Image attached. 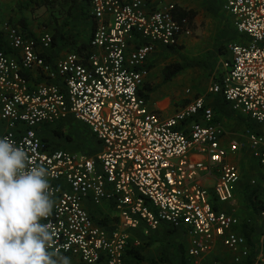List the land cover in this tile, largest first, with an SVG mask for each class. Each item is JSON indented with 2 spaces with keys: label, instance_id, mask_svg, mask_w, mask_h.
Listing matches in <instances>:
<instances>
[{
  "label": "built area",
  "instance_id": "built-area-1",
  "mask_svg": "<svg viewBox=\"0 0 264 264\" xmlns=\"http://www.w3.org/2000/svg\"><path fill=\"white\" fill-rule=\"evenodd\" d=\"M174 6L90 0L86 48L63 56L48 53L46 28L31 36L10 21L0 26V137L22 147L30 166L47 169L54 207L42 222L51 225L57 256L127 264L130 248L167 226L187 234L191 263L225 249L230 261L213 264H264V183L251 204L262 225L254 244L235 202L240 155L252 154L264 182V0H225L239 40L227 45L207 92L187 88L189 101L163 117L146 97L151 57L192 34ZM217 97L242 125L240 136L229 134ZM68 117L88 127L97 150L56 149L43 138ZM106 202L113 213L96 218L90 207Z\"/></svg>",
  "mask_w": 264,
  "mask_h": 264
},
{
  "label": "rangeland",
  "instance_id": "rangeland-1",
  "mask_svg": "<svg viewBox=\"0 0 264 264\" xmlns=\"http://www.w3.org/2000/svg\"><path fill=\"white\" fill-rule=\"evenodd\" d=\"M19 1V2H18ZM225 0H221L222 5L224 4ZM1 7H2V1L0 0ZM40 1L37 0H14V3L11 5L10 11L13 12L16 16H26L29 20V23L33 27H38L43 24L45 25V21H48L52 19L55 15L59 18V24H65V32L71 35V38L75 39L78 42L82 41H89L91 36V20L90 16H88V7L86 0H77L76 6L71 10L68 11V6L61 5L59 2H54L53 4H47V5H39ZM222 5L220 6V9L215 12L214 22H209L210 27L207 28L209 31V34L204 33H193L191 34L192 37H201L206 38L209 44L219 41L220 46H225L232 41H238L239 40V33L236 31V28L234 26V21L230 14L224 10V6L222 8ZM214 7H211V9ZM223 9V10H222ZM205 25H202L204 27ZM211 28V29H210ZM205 36V37H203ZM217 45V46H218ZM218 51H220L218 49ZM173 53V55H168L165 59L166 62L174 61V59H182V54ZM172 56V57H171ZM174 56V57H173ZM226 57V54H219L211 55L208 61V64L203 66H197L193 69L198 70L197 72H194L195 77H199L198 79L200 82L199 87L203 90V92H206V89L208 87V81L210 79L211 73L216 70V77H219L221 69V61ZM202 59V57H200ZM207 63V62H206ZM207 68V69H206ZM209 72H207V70ZM200 72V73H198ZM207 78V80H205ZM169 84L165 85L164 83H158L157 86L160 88L159 91L163 92L165 94L172 95V92H175V98L178 96H184L186 93V88H190L195 92V90L198 89V85L195 83L194 79H189L187 77H184V74L181 73L179 76L174 77L172 80L168 81ZM82 127V128H81ZM86 127H83L80 125V127L74 126L72 132V137L68 139L67 142L73 144L78 150L83 151H92L91 147L93 145V142L95 140L92 139L89 132L85 129ZM74 139H76L74 141ZM90 141V142H89ZM92 142V143H91ZM240 162L241 167H244L245 172L243 174V178L241 180L239 188V194H238V203L237 206L240 205L242 208L236 211L238 214H243L241 217L247 220V223L251 224V219L248 221L249 217H245V215L251 213L250 218H257L256 214L253 213V207L251 204H253V195L259 194L261 196V187L263 186V180H262V170L258 164V161L252 156L251 153H247L240 155ZM251 178H256L258 180L256 185H249V181ZM213 185V182L211 183ZM209 186V185H208ZM257 188V189H256ZM250 189H256L255 193H251ZM262 189H264L262 187ZM250 192L249 200L250 205L246 208L244 205V198L243 196L247 194V192ZM257 195V196H259ZM242 203V204H241ZM225 205V204H224ZM226 206V205H225ZM252 207V208H251ZM256 221V220H255ZM258 221V220H257ZM255 230H261L262 225L259 222L253 223ZM189 244V238L187 234H184V231H178L174 236L170 237L168 240H162V235L159 236V238L156 241L149 242L148 244L144 245L142 247L144 252H148L149 255H153L155 257H159L163 254V251L166 246L174 249H179L180 245H183L184 247L188 246ZM151 246V247H150ZM150 247V249H147ZM226 251L224 250V254ZM221 254V253H220ZM189 258V257H188ZM70 264H79L77 259H68ZM219 257L217 251L215 253H212L211 256L205 261L203 264H213L215 262H219Z\"/></svg>",
  "mask_w": 264,
  "mask_h": 264
},
{
  "label": "crops",
  "instance_id": "crops-1",
  "mask_svg": "<svg viewBox=\"0 0 264 264\" xmlns=\"http://www.w3.org/2000/svg\"><path fill=\"white\" fill-rule=\"evenodd\" d=\"M1 1H2L3 5L1 7V3H0V18H1L0 26H2L3 23L7 22V21H10L11 23L18 25L15 21L20 19L21 17H23V15L16 16L13 14L12 11L9 10L11 8V5L14 3V0H1ZM153 2H155L156 5H161L162 7H166L170 4H175V5H180L183 7L194 9L195 11H197V16L194 20V28H192V32L196 33V34L204 33V34L208 35L209 31L207 30V28L210 27L211 22H214L215 12L220 9V6L222 5L223 0H222V3H221V0H153ZM223 5H222V8H223ZM211 7H214V8L211 9ZM24 17L28 21V26H29L28 30H29V32H31L30 33L31 36H40V34L43 32L44 28L50 30L46 25H43V24L40 26V28L33 27L30 25L28 18L26 16H24ZM202 25H205V26L202 27ZM18 26L21 27V25H18ZM203 37H205V36H203ZM206 37L205 38L192 37L191 35L183 34L180 37L179 45L175 46V49H177L178 51L174 52V51H172L171 48L160 47L152 55L151 60H152L153 69L151 71V77H150L149 83H147L148 84L147 85L148 94H146V97L149 101L150 106L154 110H157L163 117L172 116L177 110H179L182 106H184L189 101V96L186 93L184 96H181V97L178 96L177 98H175V95H174L175 92H172V95L169 96L170 94L168 95V94H166V92L164 94L163 92L159 91L160 88L157 86L158 83L159 84L164 83L165 85L169 84L168 81L165 80V77L163 75V68L167 64H170L171 62H180V63L184 64V63H186L185 60L202 61L201 65L203 66V68H205L204 66L208 64V61H205V60L207 58H208L207 60H209L211 55L214 56L217 53H219V54L223 53V54H226V57L228 56L227 49L225 46L218 45L219 44L218 40L216 42L209 44V43H207L209 40ZM218 49L220 51H218ZM56 51H57L56 54H54L55 56H58V55L63 56L66 52L73 51V44H68L61 49L56 48ZM173 53L182 54L183 60L177 59V57H176V59H174V61L166 62L165 61L166 57L168 55L169 56L173 55ZM200 57H202V59ZM220 65H221V63H220ZM195 67H197V66H187L182 71L179 72V74L183 73L184 77H187L189 79H194L195 83L198 85L199 90L196 89L195 92H193V90H192V96H194L196 94L204 93L203 90L201 89V87H199L200 81L198 79L200 78V76L199 77L194 76V72L198 71V70L193 69ZM209 70L210 69H208L207 72H209ZM198 73H200V72H198ZM216 73H218V72H216V70H214V72L211 73L210 79H209L208 84H207L208 87L206 89V92H207L209 86L216 80ZM179 74H177L175 77L179 76ZM205 80H207V78ZM220 110H221L223 115H227V118L224 122H225V125L227 126V128L229 130V134L231 136H235V134L240 136L241 134H238L237 131L240 132L242 125L241 124L238 125L237 121H235V123H234V121L232 120L233 113L230 111L228 105L224 104V106ZM64 122H66V121H62V122L58 123L57 125H53L52 127L45 128L44 132H43V138L48 140L47 142L50 143L51 146L53 148H56V149H66V150L77 151V152L83 151V150H78L73 144L67 142L69 137L66 136V134L61 135V134L57 133L58 126H60ZM80 125L83 127H86L85 129L89 132L90 136L94 140V138H93L92 134L90 133L88 127L86 125H84L83 123L76 121V120H73L72 124L70 125V130H69L70 136L72 137V134H73L72 130H73L74 126L80 127ZM75 140L76 139H74V141ZM98 147H99V144L97 143V141H94L93 145L91 147L92 152L97 150ZM244 173L245 172H243V174ZM240 183L237 185V189H236V195H235L236 206H237V203L239 202L237 197L239 194L238 186H240ZM249 195H250V192H247V194H245L243 196L244 205H246L243 207L247 208L250 205V200L248 199ZM241 208L242 207L240 205L237 206V210H239ZM90 210L95 214L96 218L97 217L100 218L102 216H107L108 214L113 213L112 204H110L108 202H106L104 205H102L100 207L91 206ZM239 215H243V214H239ZM245 217H249L248 221H250V219H251L250 225H253V223L259 222V221H257V218L256 219L250 218L251 213L245 215ZM253 226H255V225H253ZM164 227H167V226H164ZM164 227L160 231L161 234L164 230ZM259 232H260V230H258V231L255 230L254 231V237H256V235ZM143 246H141V247H143ZM150 247H148L147 249H150ZM184 248L186 251L187 246ZM224 250L225 249H221V250L217 251L219 260L222 262V260H223L222 258L227 257V259L230 261V259H231L230 254L228 252H226L224 254ZM142 252L147 256V258H150L151 256H153V255H149L148 252H144L143 249H142ZM213 253H215V251ZM186 254H187V252H186ZM211 255H208V256L206 255V256L200 258V264L205 263V261H207V259ZM161 256H159V257H161ZM189 262H190V260H189ZM143 264H148V263L144 262Z\"/></svg>",
  "mask_w": 264,
  "mask_h": 264
},
{
  "label": "clouds",
  "instance_id": "clouds-1",
  "mask_svg": "<svg viewBox=\"0 0 264 264\" xmlns=\"http://www.w3.org/2000/svg\"><path fill=\"white\" fill-rule=\"evenodd\" d=\"M47 169L30 166L28 153L0 137V264H70L51 250L53 213Z\"/></svg>",
  "mask_w": 264,
  "mask_h": 264
},
{
  "label": "trees",
  "instance_id": "trees-1",
  "mask_svg": "<svg viewBox=\"0 0 264 264\" xmlns=\"http://www.w3.org/2000/svg\"><path fill=\"white\" fill-rule=\"evenodd\" d=\"M40 1L41 5H47V4H53L54 2H59L61 5H67L68 11H71L77 4V0H37ZM87 7H88V16H90V0H86ZM173 14L176 18L182 20L187 19L188 23L190 25V28H194V20L197 16V11H195L192 8L183 7L180 5H175L173 8ZM1 20V18H0ZM18 25H21L24 31H26L28 34V21L23 16L20 19L15 21ZM65 22L63 24H59V18L58 16H54L52 19L45 21V25L50 29L53 36V43L52 47L50 49L51 55L56 54V48H63L68 44H73V50L74 51H81L86 48V44L84 41L78 42L75 39L71 38V35L66 33L65 28ZM91 29V28H90ZM31 35V34H30ZM171 48L172 51L176 52L178 51L175 49V47H168ZM186 63H180V62H171L170 64H167L163 68V75L165 77V80L169 81L172 80L177 74H179L180 71H182L187 66H201L202 61H190L185 60ZM217 110H220L224 103L221 99V97L216 98V104H215ZM72 117H68L63 124L58 126L57 133L61 135L68 136L70 138L69 130L70 125L73 122ZM258 208L253 209V213H257ZM242 229L249 240L251 244H254V226L247 223V220L243 223ZM179 229L173 228V227H164V230L161 234V232H158L154 237L151 238L150 241L146 242L148 244L149 242L156 241L160 235H162V240H168L170 237L175 235ZM145 244V245H146ZM147 262L148 264H194L189 262V258L186 254L185 248L183 245H180L179 249H172L168 246L165 247L163 254L161 257H155L151 256L150 258H147V256L142 252V247H132L128 250V255L126 257V263L127 264H141Z\"/></svg>",
  "mask_w": 264,
  "mask_h": 264
}]
</instances>
